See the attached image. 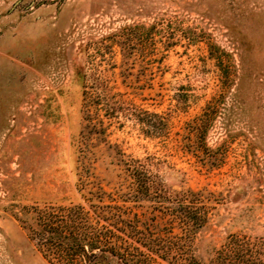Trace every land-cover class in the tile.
<instances>
[{
  "label": "rangeland",
  "instance_id": "374dc122",
  "mask_svg": "<svg viewBox=\"0 0 264 264\" xmlns=\"http://www.w3.org/2000/svg\"><path fill=\"white\" fill-rule=\"evenodd\" d=\"M73 225L107 264L264 239V0H0V264H92Z\"/></svg>",
  "mask_w": 264,
  "mask_h": 264
},
{
  "label": "trees",
  "instance_id": "16d2710c",
  "mask_svg": "<svg viewBox=\"0 0 264 264\" xmlns=\"http://www.w3.org/2000/svg\"><path fill=\"white\" fill-rule=\"evenodd\" d=\"M192 203L189 202V205L185 208L186 213L189 215L190 222H193L194 215L197 211ZM44 227H48L46 224ZM73 227V231L71 232L70 238L67 236H62V231L55 232L62 238L63 240L70 239L72 245H80V248L88 249L89 256L93 257L92 264H107L106 261H110L113 257H118L119 252L112 246L104 247L102 250L99 249L98 246V235H90L89 233L78 232L79 227L75 225ZM63 228V227H61ZM58 229V228H57ZM50 232L49 230H45ZM46 235V234H45ZM64 244H62L63 246ZM61 246V244H60ZM99 251V252H98ZM189 260L191 261L189 264H193L195 260L194 255L191 253L189 255ZM212 264H264V239H249V238H238L237 236H230L227 242L215 252L211 260Z\"/></svg>",
  "mask_w": 264,
  "mask_h": 264
}]
</instances>
